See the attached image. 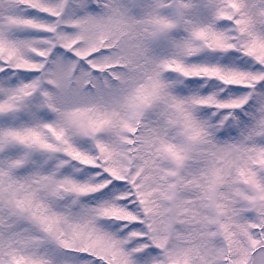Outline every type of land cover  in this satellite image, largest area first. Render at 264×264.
<instances>
[{"label":"snow or ice","instance_id":"6c2138e0","mask_svg":"<svg viewBox=\"0 0 264 264\" xmlns=\"http://www.w3.org/2000/svg\"><path fill=\"white\" fill-rule=\"evenodd\" d=\"M0 264H264V0H0Z\"/></svg>","mask_w":264,"mask_h":264}]
</instances>
